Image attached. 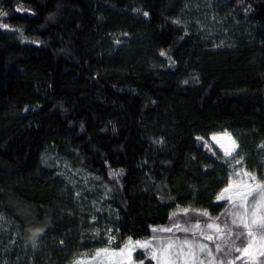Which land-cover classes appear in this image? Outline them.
<instances>
[{
  "label": "trees",
  "instance_id": "trees-1",
  "mask_svg": "<svg viewBox=\"0 0 264 264\" xmlns=\"http://www.w3.org/2000/svg\"><path fill=\"white\" fill-rule=\"evenodd\" d=\"M0 12V264H69L181 209L221 213L237 168L263 177L264 0Z\"/></svg>",
  "mask_w": 264,
  "mask_h": 264
},
{
  "label": "rangeland",
  "instance_id": "rangeland-1",
  "mask_svg": "<svg viewBox=\"0 0 264 264\" xmlns=\"http://www.w3.org/2000/svg\"><path fill=\"white\" fill-rule=\"evenodd\" d=\"M224 133L229 134L228 136L223 135ZM215 137V139H213ZM230 137V138H229ZM209 140L215 144L219 149L224 152V149L227 148L229 150L232 149L233 144L232 141L235 142V146L237 147V143L232 135L227 131H220V132H213L209 135ZM223 146V147H222ZM236 149V148H235ZM225 153V152H224ZM249 172L244 168H237L233 170L231 178L228 184L220 191L218 195L222 192L224 196L231 197L233 200H237L238 196L237 193L240 190H243V185L251 183L253 186L255 182L250 181L249 177L244 176V172ZM241 173L238 177L235 173ZM253 173V172H250ZM255 174V173H253ZM256 175V174H255ZM258 180H264L263 177H259L256 175ZM232 185V188L224 192V189L229 188V185ZM217 195V196H218ZM217 200V198H216ZM225 203L224 210L217 214L208 217L199 216L198 214L204 212L206 210H198V211H188L187 209H181L176 211L172 214L171 218L164 224L156 226L154 229H172V231H153L147 237L141 238H131V242L135 241H151L152 246L149 248H141L135 247L131 251V258L129 259L128 251L126 250L125 253L121 255H115L120 252L121 248H125V245L129 244V238L124 240L123 242L116 244V241L111 240V243L107 245L93 249L89 252H86L79 257L72 260L69 264H76V261H81V264H144V260L149 258L152 264H157V260L152 259L151 253L153 251H159L162 246L167 245L168 243H173L174 247L172 251L175 253L177 248L182 244L184 240H190L193 242L194 250L196 251V259L193 262L191 258H186L185 256H173L172 259L174 264H200V261H203V264H264V246H262L260 236L264 234L257 233V240L253 242L252 248L250 249L249 254H244L243 252H236L232 250L229 252V248L231 247L232 241L235 240L236 234L238 233L239 229L235 226L231 225V216L226 213V209L231 208V204L228 202L227 199L225 200H217ZM184 210H187V214H185ZM207 212V211H206ZM208 213V212H207ZM216 217H220L217 221L215 220ZM199 220L201 224V229L195 230L197 232V236L193 237L192 232H184L182 230L177 229L175 226L179 225L181 228H190L192 225L196 224ZM207 223H217L220 225L222 232L217 233L214 229H208L206 227ZM227 224L228 227L232 229V235H228L227 228L225 225ZM203 230L204 235H213L214 239L212 241H208L204 239L203 236L199 235V232ZM227 240L228 243H224ZM247 238L243 237L241 240H236L235 246L237 248H243L245 244H247ZM199 243H204L208 245V247L212 250V255L209 256L207 252L200 253L199 251ZM216 244H220L223 248L222 252L216 251ZM107 249V253H101L100 256H96L97 250ZM225 253H228L225 255Z\"/></svg>",
  "mask_w": 264,
  "mask_h": 264
},
{
  "label": "snow or ice",
  "instance_id": "snow-or-ice-1",
  "mask_svg": "<svg viewBox=\"0 0 264 264\" xmlns=\"http://www.w3.org/2000/svg\"><path fill=\"white\" fill-rule=\"evenodd\" d=\"M18 11H24L23 8H19ZM6 13L0 12V16H4ZM145 16L148 15V13H144ZM0 27L7 28L8 25H0ZM119 43V41H117ZM161 55H166L165 52H161ZM187 83V81H185ZM223 135L228 136L229 134L224 133ZM230 138V137H229ZM215 139V137H213ZM233 147L231 150L225 148L224 152L226 156H232L235 152V142L232 141ZM223 147V146H222ZM237 164L240 163V160L236 161ZM236 176H240L241 173L237 172L235 173ZM244 176L249 177L250 181L255 182L254 186L249 183L243 185V190L238 191L237 200H233L231 197H225L223 192L217 196V200H225L227 199L228 202L231 204L230 209H226V213H228L231 216V225L235 226L237 229H239L238 233L236 234L235 240L232 241L231 247L229 248V252L232 250H235L236 252H243L244 254H249L250 249L252 248L253 242L257 240V233L264 234V180H258L255 174L250 172H244ZM232 188V185H229V188L224 189V192L229 191ZM185 214H187V210H184ZM199 216L208 217L209 219H212L209 216V213L206 211L201 212L198 214ZM220 217H216L215 220H219ZM177 229L182 230L184 232H192L193 237L197 236V232L195 230L201 229V224L199 220L196 224L192 225L190 228H181L179 225L175 226ZM206 227L208 229H214L217 233H221L222 229L219 224L217 223H207ZM228 231V235H232V229L225 225ZM40 231L37 230L34 233V237L38 236L40 234ZM153 231H172V229H154ZM200 236H203L204 239L208 241H212L214 239L213 235H204L203 230L199 232ZM243 237L247 238V244L243 248H237L235 246L236 240H241ZM260 240L262 243V246H264V235L260 236ZM111 243V240L109 241ZM224 243H228L227 240L224 241ZM129 245H125V248H121L120 252L115 255H123L125 251H128L129 259L131 258V251L135 247H141V248H149L152 246L151 241H135L134 243L131 242V238H129ZM174 245L173 243H168L165 246H162L159 251H153L151 253L152 259L157 260V264H174V261L172 257L175 255L177 257L179 256H185L186 258H191L194 262L196 259V251L193 247V242L190 240H184L182 244L177 248L176 252L174 253L172 251ZM107 249H101L97 250L96 256H100L101 253H107ZM199 251L200 253H205L209 256L212 255V250L208 247V245L204 243H199ZM216 251L222 252L223 248L220 244H216ZM228 253H225L227 255ZM264 255V253H261ZM76 264H81V261H76ZM200 264H203V261H200Z\"/></svg>",
  "mask_w": 264,
  "mask_h": 264
}]
</instances>
